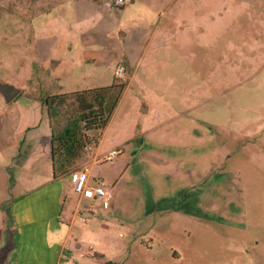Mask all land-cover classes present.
<instances>
[{
    "label": "rangeland",
    "instance_id": "1",
    "mask_svg": "<svg viewBox=\"0 0 264 264\" xmlns=\"http://www.w3.org/2000/svg\"><path fill=\"white\" fill-rule=\"evenodd\" d=\"M150 4L0 0V77L42 98L67 94L57 130L78 91L126 86L100 138V157L119 156L94 164L84 153L77 167L111 197L76 221L82 245L70 242L62 264H264V0L168 1L157 17ZM54 9L84 29L86 51L58 70L37 41ZM98 50L103 60H86ZM10 178L28 183L19 169Z\"/></svg>",
    "mask_w": 264,
    "mask_h": 264
},
{
    "label": "crops",
    "instance_id": "2",
    "mask_svg": "<svg viewBox=\"0 0 264 264\" xmlns=\"http://www.w3.org/2000/svg\"><path fill=\"white\" fill-rule=\"evenodd\" d=\"M150 1L148 10L150 14L157 17L163 14L166 2L171 1L172 3L176 0ZM130 2L133 3L134 0ZM127 9L129 6L123 11ZM55 10L47 18L45 25H43L45 18L39 22L38 26L42 24V27L37 30V41L39 49L44 48L49 60H53V68L58 70L65 60H69V53L72 55L74 52L85 54L86 51L78 44L80 36H84V29L73 23L55 20L57 19L54 17ZM178 11L182 18V3ZM181 21L183 20L180 19V23ZM125 37L127 35H124ZM76 49H81L85 53L81 50L76 51ZM96 56L98 57L93 56L86 60L94 63L96 59H104L102 51L97 52ZM42 68L49 69L47 64H43ZM2 78L9 82L5 77ZM29 79H32V76ZM35 92L29 89L23 90L22 94L25 95L23 99L15 100L7 107H2L0 98V238L8 220L6 208L11 204L9 212L13 216L18 236L16 264H21V256L25 259L22 264H62L65 255L68 254L70 242L75 243L77 248L82 245L81 240L72 237L76 221L79 219L84 222L81 220L82 216L90 212L94 206L100 209L101 204L80 200L73 191L69 176L66 177L73 195L67 196V191L64 192L61 184L62 176L56 177L54 169L53 123L47 113L43 98ZM102 143L103 140L100 141L96 152L88 156L87 161L94 159V156L100 157L99 151ZM23 146L27 147L24 162L15 164L14 154L21 152ZM13 169L21 170L22 174L28 177V183L13 184L10 178V172ZM91 185L95 184L91 182ZM163 192L165 194L167 191ZM151 196L152 200H158L155 193ZM110 197L111 195L108 194V198L102 205L109 202ZM98 213L101 212L98 211ZM82 250L89 254L92 247L85 246ZM82 255L84 257V254ZM94 255L99 257L97 253Z\"/></svg>",
    "mask_w": 264,
    "mask_h": 264
},
{
    "label": "trees",
    "instance_id": "3",
    "mask_svg": "<svg viewBox=\"0 0 264 264\" xmlns=\"http://www.w3.org/2000/svg\"><path fill=\"white\" fill-rule=\"evenodd\" d=\"M126 86L114 83L111 86L78 91L74 94V115L68 117L63 128L57 130L62 107L68 102L67 94L43 98L47 113L53 123V156L55 175L71 176L77 171L84 149L89 144L100 143ZM91 133V134H90ZM69 176V177H70ZM13 203V202H11ZM12 205L9 204L10 208ZM8 217L13 220L9 212Z\"/></svg>",
    "mask_w": 264,
    "mask_h": 264
},
{
    "label": "built area",
    "instance_id": "4",
    "mask_svg": "<svg viewBox=\"0 0 264 264\" xmlns=\"http://www.w3.org/2000/svg\"><path fill=\"white\" fill-rule=\"evenodd\" d=\"M130 1L131 0H112V4L116 9H123L128 6ZM123 73L124 68H121L119 71V76L122 77ZM96 147L97 146L95 144H89L88 146H86L84 149L85 155H93L96 152ZM118 156V151H112L102 157L94 156L93 163L95 164L108 162ZM70 182L72 184L73 191L82 201H89L93 204L100 205L108 198V193L104 185H91V173L87 170L81 169L73 172L70 176ZM81 220H83V218Z\"/></svg>",
    "mask_w": 264,
    "mask_h": 264
},
{
    "label": "water",
    "instance_id": "5",
    "mask_svg": "<svg viewBox=\"0 0 264 264\" xmlns=\"http://www.w3.org/2000/svg\"><path fill=\"white\" fill-rule=\"evenodd\" d=\"M120 36L124 37V35ZM22 91V89L16 87L15 85L9 82H6L2 77H0V98L2 107H7L12 102H14L22 94ZM141 113H148L146 104H143L141 108ZM17 246L18 236L14 226V221L10 217H8V220L5 224V228L0 238V264L17 263Z\"/></svg>",
    "mask_w": 264,
    "mask_h": 264
}]
</instances>
